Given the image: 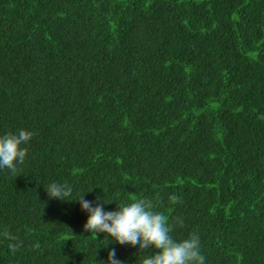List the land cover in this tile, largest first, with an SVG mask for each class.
<instances>
[{
    "label": "trees",
    "instance_id": "obj_1",
    "mask_svg": "<svg viewBox=\"0 0 264 264\" xmlns=\"http://www.w3.org/2000/svg\"><path fill=\"white\" fill-rule=\"evenodd\" d=\"M16 131L0 264L154 252L89 235L51 182L106 210L151 199L205 264H264V0H0V134Z\"/></svg>",
    "mask_w": 264,
    "mask_h": 264
},
{
    "label": "clouds",
    "instance_id": "obj_2",
    "mask_svg": "<svg viewBox=\"0 0 264 264\" xmlns=\"http://www.w3.org/2000/svg\"><path fill=\"white\" fill-rule=\"evenodd\" d=\"M27 140L28 135L21 131L0 134V170L14 168L22 157V147ZM45 191L49 199L78 202L81 211L87 214V220L83 225L84 231L89 235H95L96 239L98 234H103V238L111 241L109 244L137 248L138 253L154 250L143 255L140 264H205L206 262L199 234L191 233L187 238L176 239L172 235L174 224L164 214L154 210L153 201L147 197L122 200L115 203L113 210H106L105 205L114 202H106L104 196H97L94 200L85 199V194L90 191L73 196V186L67 182H51ZM170 199L175 203L180 198L172 195ZM16 247L18 242H12L7 246V251L12 253ZM96 254L95 251V256ZM98 264H125V262L117 257L116 249L112 248L107 253V259L100 260Z\"/></svg>",
    "mask_w": 264,
    "mask_h": 264
}]
</instances>
